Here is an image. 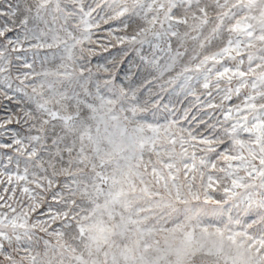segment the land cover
<instances>
[{"label": "snow or ice", "instance_id": "obj_1", "mask_svg": "<svg viewBox=\"0 0 264 264\" xmlns=\"http://www.w3.org/2000/svg\"><path fill=\"white\" fill-rule=\"evenodd\" d=\"M0 264H264V0H0Z\"/></svg>", "mask_w": 264, "mask_h": 264}]
</instances>
